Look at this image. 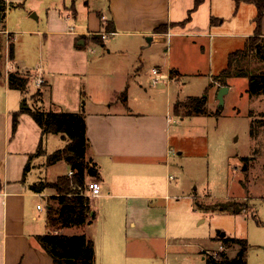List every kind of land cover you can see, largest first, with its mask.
I'll return each instance as SVG.
<instances>
[{
	"label": "crops",
	"instance_id": "0c3cea01",
	"mask_svg": "<svg viewBox=\"0 0 264 264\" xmlns=\"http://www.w3.org/2000/svg\"><path fill=\"white\" fill-rule=\"evenodd\" d=\"M3 1L5 12L3 18L0 17V264H53L51 256L36 239V236L53 232L65 236L85 235L93 243L94 264H181L166 251L164 255L157 252L158 240L165 246L170 234L166 226L157 231L153 225L160 209L168 207L167 202H159L168 199L161 188L172 176L166 178L163 172L174 140L169 126L173 118L168 110H174L188 98H180V86L173 87L182 82L180 71L183 70L182 62L175 58H201L199 55L204 54L206 46L209 58L215 52L225 51L227 60L234 52L226 51L230 45L227 39H237L244 47L256 28L255 24L251 27L256 15L249 19L250 24L239 17L248 2ZM228 17L231 18L226 22ZM260 32L264 36V14ZM101 33H106L107 38L102 39ZM145 37L146 46L154 45L153 53L162 58L151 69L159 67L165 76V80L156 85L160 88L153 89L158 91L155 96L165 92V115L156 113L151 103H138L137 111L131 106L135 96H140L142 91L147 94L141 83L149 76L148 71L143 73L142 69ZM176 37L188 38L190 43L179 45L173 40ZM161 44L166 47L161 48ZM173 50L178 56L172 57ZM13 72L28 76L24 93L9 87L8 75ZM38 79L43 81L40 87L35 86ZM135 79L140 81L136 87ZM212 84L216 90L227 86L230 91L228 83L221 85L214 81ZM174 88L177 91L172 90ZM23 107L84 115L88 140L86 158L90 165L85 182L86 186L93 181L101 186L98 196L89 197L94 218L82 225L87 230L84 234L67 233L73 226L53 229L46 221V208L52 202L45 206L35 202L36 198L51 197L55 193L53 189L35 193L30 189L32 183L53 182L59 176H69L72 170L63 159L56 163L63 169L62 174L53 180L42 178L47 176L46 156L51 153L35 154L40 140L51 135L60 143L58 140L50 148L58 149L64 148L66 141L59 135H42L25 112L20 113L13 130L12 116ZM40 159L46 166V175L42 174L44 169H38ZM27 164L29 168L24 174ZM166 186L170 188L168 181ZM163 215L165 217V213ZM182 242L180 239L179 243ZM214 251L202 244L197 256L192 255L193 261L215 264L209 259Z\"/></svg>",
	"mask_w": 264,
	"mask_h": 264
},
{
	"label": "rangeland",
	"instance_id": "374dc122",
	"mask_svg": "<svg viewBox=\"0 0 264 264\" xmlns=\"http://www.w3.org/2000/svg\"><path fill=\"white\" fill-rule=\"evenodd\" d=\"M244 8L245 12L241 15V10L239 17L248 22L256 15V8L250 3H245ZM251 27H254V23ZM122 38L126 39H120ZM173 40L182 46L190 43L188 38L176 37ZM227 40L230 45L226 51L243 47V43H239L237 39ZM143 42L145 48L142 54L145 61L142 69L143 73L148 71L149 76L141 83L147 94L141 90V95L135 96L131 106L137 111L138 103H151L156 113L165 115V92H159V96H155L158 91L153 89L160 87L153 86L150 79L151 67L161 62L162 58L153 53L154 45L146 46V37ZM160 47L165 48L166 45L161 44ZM221 53L215 52L209 58L205 46L204 54L199 55L201 58H175L180 59L183 70L180 71L182 82L173 87H181L182 99L190 96L203 98L205 113L186 115L185 108L180 107L178 111L168 108V113L173 118L169 126L174 140L168 158L164 161L163 172L166 178L168 175L172 176L170 180L164 181L161 188L168 199L159 200L167 202L168 207L160 209L153 225L157 231L166 226L170 236L166 239L165 246L158 240L156 249L160 255H164L166 251L170 258L176 257L181 264H197L192 255L197 256L200 245L215 249L212 253L218 252L217 249L221 246L228 259L242 257L244 264H264V91L249 95L247 78H227L225 83L229 84L230 91L224 96L223 103L219 104L218 89L212 83L220 82L219 71L227 63L225 51ZM174 55L178 56V53L173 50L172 57ZM258 58L246 56L242 68L252 75L264 73V61ZM133 82L136 87L140 81L135 79ZM176 88L172 90L177 91ZM58 140H53L51 135L45 137L44 152L52 153L58 149L50 148ZM38 165V169H44L42 174L46 175L44 161H39ZM46 169L47 176L42 175V178L48 180L63 173V169L56 163ZM167 181L169 189H166ZM50 201V197H42L36 198L35 202L45 206ZM234 202L245 204L246 207L239 213L215 209L217 205ZM174 210L178 212H173ZM43 216L44 213L41 214ZM79 226H73L66 232L84 234L86 227ZM217 232H224L226 235L219 237ZM228 237L242 239L244 244L234 243L226 239ZM180 239L183 240L182 243H179Z\"/></svg>",
	"mask_w": 264,
	"mask_h": 264
},
{
	"label": "trees",
	"instance_id": "16d2710c",
	"mask_svg": "<svg viewBox=\"0 0 264 264\" xmlns=\"http://www.w3.org/2000/svg\"><path fill=\"white\" fill-rule=\"evenodd\" d=\"M253 4L257 9L254 19L255 33L247 39L242 49L231 52L227 58V65L219 74L221 85H227L225 80L231 77H244L248 80L249 95L261 93L264 91V73H256L254 75L247 73L243 68V61L246 56L253 55L264 61V36L261 35L260 25L264 14V0H244ZM238 3L239 0H236ZM5 12V4L0 0V17L3 18ZM9 57L13 58L12 45L9 46ZM28 76L13 72L8 75V85L11 89H18L21 92L26 91ZM205 103L203 98L188 97L182 103H178L174 107V111L185 108L186 115L192 113L204 114ZM28 113L38 127L41 129L42 135L52 134L59 135L66 141L64 148L58 149L46 156V165L66 160L73 174L59 176L53 182L36 181L30 185V189L35 193H41L47 189H53L56 195L50 197L49 205L46 208L47 224L53 229H61L65 227L79 226L94 218L91 211L90 198L85 194L87 189L85 178L87 170L90 168L86 158V150L88 140L86 137L85 120L83 113H68L43 111L39 109L22 108L20 112L12 116V128L15 129L20 113ZM43 141L40 140L36 155L44 154L42 146ZM67 156L70 159L67 160ZM29 166L24 169L26 174ZM245 204L234 202L229 205H217L215 209L221 212L239 213L245 208ZM243 208V209H242ZM36 239L45 252L53 259V264H94V249L91 240L85 235L65 236L57 233H47L36 236ZM234 243L244 244V240L238 238H226ZM215 264H244L242 257L228 259L221 252L218 259L209 257Z\"/></svg>",
	"mask_w": 264,
	"mask_h": 264
},
{
	"label": "built area",
	"instance_id": "2783aa9c",
	"mask_svg": "<svg viewBox=\"0 0 264 264\" xmlns=\"http://www.w3.org/2000/svg\"><path fill=\"white\" fill-rule=\"evenodd\" d=\"M101 37H102V39H106L107 38V34L106 33H101ZM151 74H152L151 84L153 86H156V85L160 84L161 82H163L165 80V76H164L163 72L161 71V69L159 67H153L151 69ZM42 83H43V81L41 79H38L35 82V86L40 87L42 85ZM72 174L73 173L71 171L68 175L71 176ZM87 191H88V193L87 192L85 193L87 196L96 197L101 192V186L96 181L90 182L87 185ZM37 208L39 209L40 205H37ZM221 252H223V248L220 246L219 249H218V252L211 253L210 256L212 258L218 259V254L221 253Z\"/></svg>",
	"mask_w": 264,
	"mask_h": 264
},
{
	"label": "water",
	"instance_id": "95a60500",
	"mask_svg": "<svg viewBox=\"0 0 264 264\" xmlns=\"http://www.w3.org/2000/svg\"><path fill=\"white\" fill-rule=\"evenodd\" d=\"M35 17V16H34ZM228 90L229 88L227 86H221L219 89H218V93H217V100L219 102V104H222L223 103V99H224V96L228 93ZM70 159V156H67V160ZM88 173L90 172L89 169L87 171ZM217 235L219 237H224L225 236V233L224 232H217ZM241 254V252L239 253V255ZM69 264H72V261L69 260L68 261Z\"/></svg>",
	"mask_w": 264,
	"mask_h": 264
}]
</instances>
